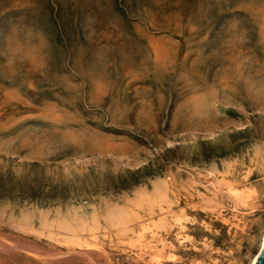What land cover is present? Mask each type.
Segmentation results:
<instances>
[{
    "label": "rangeland",
    "instance_id": "rangeland-1",
    "mask_svg": "<svg viewBox=\"0 0 264 264\" xmlns=\"http://www.w3.org/2000/svg\"><path fill=\"white\" fill-rule=\"evenodd\" d=\"M258 209L264 0H0V233L89 250L54 264L161 238L163 264H249Z\"/></svg>",
    "mask_w": 264,
    "mask_h": 264
},
{
    "label": "bare ground",
    "instance_id": "bare-ground-1",
    "mask_svg": "<svg viewBox=\"0 0 264 264\" xmlns=\"http://www.w3.org/2000/svg\"><path fill=\"white\" fill-rule=\"evenodd\" d=\"M225 184H228V183H225ZM234 184V183H233ZM231 185V184H230ZM235 185V184H234ZM225 186H228V187H230L229 186V184L228 185H225ZM239 186V185H238ZM233 186H231V188H232ZM252 186H250V188H251ZM167 188H168V186H167ZM166 188V186H165V189H167ZM234 188V187H233ZM249 188V187H248ZM244 189V188H243ZM230 190V189H229ZM234 190H236V188L234 189ZM245 190V189H244ZM169 191V190H168ZM247 191H248V189H247ZM164 192V191H163ZM165 192H166V190H165ZM164 192V194H166ZM241 192H242V190H241ZM250 192H253V191H251L250 190ZM162 193V192H161ZM235 193H239V191L238 192H235ZM245 194H247L246 193V191L244 192ZM243 193V195H245ZM231 194H233V193H231ZM256 194V193H255ZM162 196H163V194H161ZM236 195V194H235ZM234 194H233V196H235ZM239 195V194H238ZM241 195H242V193H241ZM242 195V196H243ZM253 195V194H252ZM240 196V195H239ZM241 196V197H242ZM247 196H249L248 194H247ZM254 196V195H253ZM162 199H163V197H161ZM166 198H167V196H166ZM176 198V197H175ZM235 198L237 199V196H235ZM239 199H240V197H238ZM243 198H244V196H243ZM243 198L242 199H240V200H242V202L245 200L246 201V197H245V199L243 200ZM248 198H251V197H248ZM247 198V199H248ZM169 199V198H168ZM239 199H237V200H239ZM164 200V199H163ZM249 200V199H248ZM252 200V199H251ZM170 201V200H169ZM166 202H168V200L166 201ZM166 202H162V203H164V205H165V203ZM172 202V201H171ZM241 202V203H242ZM250 202V201H249ZM248 202V203H249ZM170 203V202H169ZM168 203V204H169ZM245 203H247V202H245ZM167 204V203H166ZM177 204V203H176ZM170 205V204H169ZM169 205H167V207L169 206ZM172 205H173V203H172ZM161 207H163V206H161ZM166 207V206H165ZM171 208V207H170ZM170 208H168V209H170ZM160 209V208H159ZM167 210V209H166ZM161 210H159V212H160ZM175 211H173V213H174ZM161 213V212H160ZM159 213V214H160ZM162 213H164V212H162ZM161 213V214H162ZM169 213V212H168ZM181 213V212H180ZM181 214H183V213H181ZM174 215H177V213L176 214H174ZM179 215V214H178ZM163 216H165V215H163ZM185 216V215H184ZM156 217V216H155ZM166 217V216H165ZM186 217V216H185ZM161 218V217H160ZM159 217L157 218V219H160ZM175 217H173V219H171V220H175L176 219V221H178V220H180V219H177L178 217H176L175 219H174ZM183 218V217H182ZM184 219V218H183ZM183 219H182V221H183ZM189 219V218H188ZM161 220H162V218H161ZM166 220V219H165ZM164 221V220H163ZM167 221H168V219H167ZM181 221V220H180ZM187 221V220H186ZM158 222H160V220H158ZM189 222V221H188ZM163 223V222H162ZM186 223V222H185ZM155 224H157V222L155 223ZM154 224V225H155ZM160 224V223H159ZM165 224H167V223H165ZM164 224V225H165ZM70 225V224H69ZM154 225H152V226H154ZM158 225V224H157ZM169 225V224H168ZM172 225H174V224H172ZM63 226V224L60 226V227H62ZM65 226V225H64ZM207 226V225H206ZM158 227H160V226H158ZM158 227H156V228H158ZM168 227V226H167ZM180 227H182V229H183V226H180ZM264 227V226H263ZM64 228H67V226L66 227H64ZM152 228V227H151ZM154 228V227H153ZM163 228H165V227H163ZM171 227H169V229H170ZM187 228V227H186ZM185 228V229H186ZM70 229V228H69ZM160 229V228H159ZM159 229H157L159 232H161L160 230H162V228L159 230ZM184 229V230H185ZM45 230V229H44ZM152 230V229H151ZM184 230H182V231H184ZM263 230V232H262V234H261V239H260V243H259V246H258V250H257V252L254 254V256L252 257V259H251V261H249V264H257L258 262H259V259H260V257H261V255H262V253H263V251H264V229H262ZM47 231H49V230H47ZM73 231V230H72ZM162 231H165L166 232V230H162ZM64 233H66V232H64ZM63 233V234H64ZM156 233H158V232H156ZM154 234V233H153ZM176 234H177V232H176ZM186 234H188V233H186ZM46 235H48V234H46ZM151 235V234H150ZM157 235V234H156ZM160 235V234H159ZM168 235V234H167ZM183 235V234H182ZM49 236L51 237V236H53V235H51V234H49ZM73 236V237H72ZM78 234L76 235L75 233H71L70 234V237H72V239L71 240H73V238L75 237V238H78ZM178 236V235H177ZM188 236V235H187ZM50 237H48V238H50ZM54 237V236H53ZM53 237H51V238H53ZM65 237H69L68 235H65ZM154 237V236H153ZM152 237V238H153ZM157 237V236H156ZM162 237V236H161ZM183 237V236H182ZM193 237V236H192ZM22 239V240H21ZM20 240H19V238L18 239H14V238H12V237H9V235H7V234H3V233H0V264H18L17 262V260L15 259V258H17V257H15V258H13L14 256H10V254L11 253H15V251H18V252H23L25 255H27L26 256V259H25V262L24 263H22V264H33V262L32 261H30V260H28L30 257H32V258H34V260H36V262L37 261H40L42 264H54V261L55 260H58V262H62V261H64L67 257H69L70 255L72 256V254H75L76 256H84V257H88L89 256V250H87V249H80V250H75V249H70L69 250V248H68V251H66V252H62V251H56V252H52L51 250H46V251H51V252H45V250H43L44 251V253L40 250V248L36 245V244H32V243H30V242H28L27 241V239H26V241L24 240V238H21ZM82 239V238H81ZM79 240V241H82V240ZM87 239V238H86ZM187 239H189V238H187ZM192 239V238H191ZM67 240V239H66ZM75 240V239H74ZM142 240H144V239H142ZM148 240H150V239H148ZM152 240V239H151ZM146 241V242H142V244H140V245H135L134 244V248H136L137 249V251H139L140 253H139V255L140 254H149V256H151L152 258H153V261H154V263L155 264H163V262H164V258H171V259H174V258H172L171 257V255H167V253H166V248H167V245H168V243L167 242H170V241H165L164 239H156L155 240V242H156V244L155 243H152V241ZM184 240V239H183ZM182 240V241H183ZM185 240H186V238H185ZM193 240V239H192ZM57 241V240H56ZM58 241H59V239H58ZM65 241V240H64ZM68 241V240H67ZM78 241V242H79ZM137 241V240H136ZM139 242H141L140 240H138ZM137 241V242H138ZM189 241H190V239H189ZM59 242H61V240L59 241ZM71 242V241H70ZM84 242V241H83ZM65 243V242H64ZM67 243V242H66ZM72 243L73 242H71V244H69V245H72ZM80 243V242H79ZM89 243V242H88ZM132 243V245H133V242H131ZM130 243V244H131ZM74 244H76L77 245V243H73V246H74ZM85 244V243H84ZM87 244V243H86ZM129 244V243H128ZM152 244H154V245H152ZM68 245V246H69ZM93 245H96V244H93ZM131 245V246H132ZM173 244H171V246H172ZM72 246V247H73ZM81 246V245H80ZM86 247H87V245H85ZM91 246H92V244H91ZM67 247V246H66ZM70 247V246H69ZM71 247V248H72ZM84 247V246H83ZM194 247V246H193ZM88 248H89V246H88ZM57 248L55 247V249L54 250H56ZM126 249V248H125ZM59 250V249H58ZM67 250V249H66ZM123 251H124V249H122ZM127 250V249H126ZM125 250V251H126ZM132 251V250H131ZM127 253V252H126ZM134 253V252H133ZM136 253V252H135ZM138 253V252H137ZM20 254H22V253H20ZM23 254V255H24ZM135 255H138V254H135ZM172 255H173V253H172ZM20 256H22V255H20ZM132 256V255H131ZM144 256V255H143ZM73 257V256H72ZM20 258V257H19ZM28 258V259H27ZM69 258H71V257H69ZM139 258H140V256H139ZM72 259V258H71ZM164 259V260H163ZM152 260V259H151ZM150 260V261H151ZM169 260V259H168ZM21 261V260H20ZM19 261V263H21ZM136 261V260H135ZM166 261V260H165ZM66 262V261H65ZM93 264H97L96 262H94V261H91ZM63 263V262H62ZM38 264V263H37ZM55 264H57V261H56V263ZM210 264V263H209Z\"/></svg>",
    "mask_w": 264,
    "mask_h": 264
},
{
    "label": "water",
    "instance_id": "water-1",
    "mask_svg": "<svg viewBox=\"0 0 264 264\" xmlns=\"http://www.w3.org/2000/svg\"><path fill=\"white\" fill-rule=\"evenodd\" d=\"M258 210H264V209H258ZM255 211H257V210H255ZM257 264H264V251H263V253L259 259V262Z\"/></svg>",
    "mask_w": 264,
    "mask_h": 264
}]
</instances>
